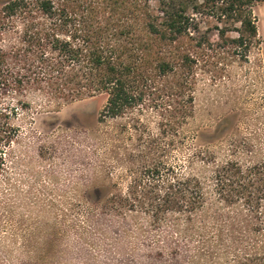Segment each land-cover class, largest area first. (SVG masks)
Returning a JSON list of instances; mask_svg holds the SVG:
<instances>
[{
  "label": "trees",
  "instance_id": "trees-1",
  "mask_svg": "<svg viewBox=\"0 0 264 264\" xmlns=\"http://www.w3.org/2000/svg\"><path fill=\"white\" fill-rule=\"evenodd\" d=\"M262 2L0 0V172L31 98L46 109L102 96L100 120L128 116L146 134L125 188L99 193L102 215L136 225L133 238L153 232L167 264H264V156L233 145L220 158L185 128L198 86L231 79L259 47Z\"/></svg>",
  "mask_w": 264,
  "mask_h": 264
},
{
  "label": "rangeland",
  "instance_id": "rangeland-1",
  "mask_svg": "<svg viewBox=\"0 0 264 264\" xmlns=\"http://www.w3.org/2000/svg\"><path fill=\"white\" fill-rule=\"evenodd\" d=\"M254 14L259 47L231 79L198 86L185 127L220 158L233 145L242 159L264 156V2ZM31 101L0 172V264H167L150 249L153 232L133 238L136 225L101 213L99 193L125 188L128 169L139 165L129 154L146 134L141 139L128 116L100 120L102 96L46 109ZM145 118L157 133L153 115Z\"/></svg>",
  "mask_w": 264,
  "mask_h": 264
}]
</instances>
